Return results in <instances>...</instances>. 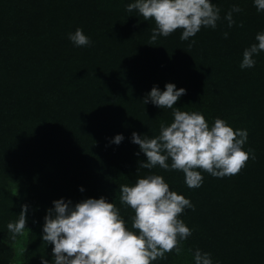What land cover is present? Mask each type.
<instances>
[{"label":"trees","instance_id":"16d2710c","mask_svg":"<svg viewBox=\"0 0 264 264\" xmlns=\"http://www.w3.org/2000/svg\"><path fill=\"white\" fill-rule=\"evenodd\" d=\"M134 2L0 0V264H54V246L42 236L59 199L74 206L103 197L131 228L134 213L120 204L119 186L153 174L195 208L180 216L192 230L182 255L153 264H195L196 249L213 264H264V51L253 56L254 67L240 68L244 50L264 32V12L254 0H211L220 9L215 29L187 41L177 30L150 44L155 22L128 12ZM234 5L243 11L233 13L229 28L225 16ZM77 28L90 45L69 40ZM167 83L186 90L174 107L203 114L210 127L220 118L246 129L243 147L255 159L224 178L197 169L203 183L195 189L183 172L139 169L147 157L132 133L154 138L161 123L174 120L172 109L142 101ZM22 205L29 230L13 241L7 224Z\"/></svg>","mask_w":264,"mask_h":264},{"label":"clouds","instance_id":"9594fccd","mask_svg":"<svg viewBox=\"0 0 264 264\" xmlns=\"http://www.w3.org/2000/svg\"><path fill=\"white\" fill-rule=\"evenodd\" d=\"M254 4L258 12H264V0H254ZM126 10H137L145 21L154 20L150 44L177 30H182L180 40L187 41L201 28L215 29L220 20V9L211 0H135ZM242 11L238 5L229 10L225 16L229 28L236 23L233 13ZM239 26L243 27V23ZM227 35L225 32L224 37ZM68 38L78 47L91 43L80 28ZM255 39L258 43L243 52L241 69L254 67L253 56L264 51V32L257 33ZM194 43L193 40L189 47ZM185 94L184 88L177 90L175 84L167 83L164 91L153 86L142 101L161 109H172L174 120L169 125L161 123L159 135L154 138L132 133L131 142L139 145L140 152L147 157V162H141L139 169L159 166L167 171L183 172L190 189L199 188L203 183L197 169L215 178L238 174L250 158L255 159L254 150L245 151L243 147L248 131L234 130L220 118L210 127L203 114L174 107ZM123 139L118 134L113 143L118 145ZM119 191L120 204L134 213L131 228L116 204L103 197L88 198L74 206L70 200L53 201L54 207L48 209L44 217L42 240L54 246V264H153L165 259L167 253L182 255V241L192 235V230L180 216L186 208L195 210L190 199L170 190L164 177L155 174L139 178L131 186L122 184ZM27 212L28 206L22 205L18 220L7 224L13 241L29 230ZM193 256L195 264H213L210 253L196 249ZM42 264L48 261L42 258Z\"/></svg>","mask_w":264,"mask_h":264}]
</instances>
